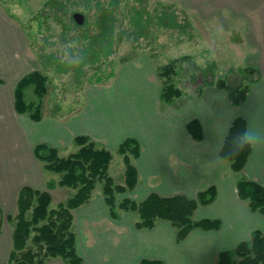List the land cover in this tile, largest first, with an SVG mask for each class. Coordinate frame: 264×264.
<instances>
[{
    "label": "crops",
    "instance_id": "crops-1",
    "mask_svg": "<svg viewBox=\"0 0 264 264\" xmlns=\"http://www.w3.org/2000/svg\"><path fill=\"white\" fill-rule=\"evenodd\" d=\"M160 1L175 4L199 24L208 40L200 51L207 54L205 61L223 69L234 65L260 71L261 78L251 84L242 104L232 106L226 92L212 85L210 79L194 83L188 78L181 85V96L163 102L156 69L162 65L159 61L164 53L147 51L119 63L111 78L87 85L84 93L77 87L82 94L68 106L52 109L58 101L47 87L41 118L33 120L15 110L14 89L24 75L42 67L25 31L0 2V210L4 215L16 213L17 195L23 186L48 190L51 206L73 194L72 188L57 184L60 175L37 160L33 146L44 143L55 147L60 156H67L78 149L74 142L78 135L89 137L112 153L126 138L137 141L139 152L130 157L137 170V183L130 190L116 193L117 201H140L151 193L196 198L211 186L216 189L210 203L197 205L193 218L217 219L219 227L194 229L177 241L176 230L167 221L140 229L135 226L134 212L118 209L113 218L102 187L97 189L95 185L91 198L73 210L75 247L84 264H141L143 260L216 264L219 252L248 241L253 231L264 234V215L251 211L236 191L241 176L264 186V147L251 149L240 173H234L218 152L235 117H242L246 125L252 118L264 125V0ZM193 60L197 64L195 57ZM28 87L23 92L25 102L36 99V95L25 96ZM46 97L48 106L44 108ZM191 120L201 126L199 140L187 131ZM120 158L118 172L122 178L116 184L124 182L125 164ZM113 160L114 156L108 170ZM49 183L52 187H47ZM11 248L12 224L4 221L0 263H7ZM43 264L63 261L55 257Z\"/></svg>",
    "mask_w": 264,
    "mask_h": 264
},
{
    "label": "trees",
    "instance_id": "trees-1",
    "mask_svg": "<svg viewBox=\"0 0 264 264\" xmlns=\"http://www.w3.org/2000/svg\"><path fill=\"white\" fill-rule=\"evenodd\" d=\"M51 8L55 16L65 17L69 22L61 34V42L65 43V48L59 54L56 51L39 50L42 70H34L24 75L14 89L15 110L28 114L33 120L41 118L42 99L47 93L46 72L50 70L57 73L71 72L73 79L76 78L73 81L76 88L84 77L90 82L101 83L114 75L116 64L111 55L115 54L119 42L125 41L134 45L142 39H148L154 28L174 29L185 35L189 34V24L181 21L180 9L169 2L152 11L147 7V0H107L106 4L101 0H55ZM76 12L84 16L83 23L78 24L75 21ZM67 28L71 32H76L72 40L68 39ZM69 45H72L70 51H78L85 57L84 63L79 67H70L61 62L65 51L69 50ZM186 60L191 61V56L181 55L157 67L156 73L160 81L159 96L163 102H171L182 95V87L173 82V77ZM102 65L108 66L103 67L104 70L107 69L105 73L98 72ZM90 68L96 72L89 74ZM241 71L243 72L241 79L238 77L237 82L231 84L221 77L214 79L213 76L209 80L212 85L226 92L232 106L242 104L251 84L261 78L260 71L254 68L246 67ZM188 79L194 83L201 79L207 80L201 70L197 74L191 73ZM27 86H33L36 95L34 101L25 102L23 98ZM196 88L199 91L200 85ZM245 126L246 122L242 117H235L227 131L228 140L241 132ZM186 128L193 139L199 140L202 137L201 126L197 120L189 121ZM74 142L78 149L67 156H60L55 147L44 143L33 146V154L37 160L43 163L46 169L60 175L57 184L70 187L74 192L65 201L51 206L48 190L23 186L17 195L16 213L4 215L0 210V233L4 221L12 224V248L7 263L0 264H43L55 257L60 258L63 264H84L75 247L73 210L91 198L97 182H102V193L110 215L113 218L117 217L118 209L134 212L137 215L135 222L137 228L149 229L159 220L167 221L176 230V240L181 241L194 229L207 230L219 227L217 219L193 218L198 204L205 205L214 199L216 189L213 186L200 191L196 198H189L183 194L162 196L151 193L140 201L129 198L117 201L116 193L130 190L137 183V170L130 160L131 156H137L139 152V145L135 139L126 138L116 148L125 164L123 184L114 183L108 174L112 151L97 146L85 135L76 136ZM226 148L227 144L225 150ZM250 153L251 149H245L235 156H225L222 152L220 156L229 163L234 173H240ZM52 185L53 183H49L47 187ZM236 191L238 197L247 203L251 211L264 215L263 185L241 176L237 179ZM141 264L163 263L157 260H143ZM216 264H264V234L253 231L248 241L240 242L232 250L219 252Z\"/></svg>",
    "mask_w": 264,
    "mask_h": 264
},
{
    "label": "rangeland",
    "instance_id": "rangeland-1",
    "mask_svg": "<svg viewBox=\"0 0 264 264\" xmlns=\"http://www.w3.org/2000/svg\"><path fill=\"white\" fill-rule=\"evenodd\" d=\"M54 1L55 0H0L5 11L12 15L25 31L31 45L38 55V58L39 50L45 52L56 51L59 54L65 48V43L61 42V34L64 33L69 22L65 17L61 18L55 16V13L53 12L54 10L51 8ZM106 1L107 0H101V2H105V4ZM165 3L167 2L160 0H147V7L152 11L156 7L165 5ZM178 9H180L181 21H186L189 24L188 35L174 29L161 30L154 28L151 30L148 39H142L134 45L125 41L119 42L115 54L111 55L113 62L116 64L115 66L137 54L147 51L150 53L151 51H162L164 55L159 61L160 64L167 63L173 58L184 54H193V56H191V61L193 62L190 60L184 61L182 63V68L178 69L177 73L174 75L173 82L177 85H183L185 79L189 78L191 73L197 74L200 70L203 77H206L207 79H210L212 75L214 76V79L217 77L225 78L230 84L237 82L236 79H238V77L241 79V74H243V72L237 66L233 65L228 69H223L217 63L213 64L210 62L208 63V60L205 61L207 54L200 53V51L204 47V42L208 41L207 38L202 32L199 24L191 21V18L187 16V12H185V10L179 7ZM67 32L68 39L70 40H72V38L76 35V32H71L68 28ZM198 43L202 46H197ZM209 46L211 47L210 43ZM206 49H208V47H206ZM194 57L198 61L197 64L193 60ZM211 57L212 56L210 55L209 59ZM103 67L108 68V66L102 65L98 71L99 73L101 71L102 73L107 71V69L104 70ZM94 72H96V70L93 68L88 70L89 74H93ZM46 73L48 75L47 87L49 93L58 101V103H54V105L51 106L54 110L58 108V105L68 106V103L76 100L77 97L81 96L82 92L84 93V89L87 85L97 84L95 82H90L88 78L86 79L84 77L82 78V83L78 85V87L80 86L79 88H83V91L79 93V88L74 87L73 81L74 79L76 80V78L74 77L73 79L72 75L69 77L67 75L68 73H57L53 70ZM25 96L35 97L33 86H29L27 88ZM46 101L47 97L43 103L44 108H47L48 106ZM113 156L114 160L111 163L108 174L113 177L114 183H118L120 182L119 178H122V175H119L118 172V170L122 167V161L120 158L121 156L116 152H113ZM96 187L97 189L102 187V182H97Z\"/></svg>",
    "mask_w": 264,
    "mask_h": 264
},
{
    "label": "clouds",
    "instance_id": "clouds-1",
    "mask_svg": "<svg viewBox=\"0 0 264 264\" xmlns=\"http://www.w3.org/2000/svg\"><path fill=\"white\" fill-rule=\"evenodd\" d=\"M71 48L72 45H69V50L65 51L61 62L66 63L70 67H79L84 63L85 57L78 51H70ZM67 75L70 77L72 73L69 72ZM225 144H227L226 150ZM258 147H264V125L252 118L241 132L232 136L230 141L228 140L227 131H225L222 141L218 146V152L224 153L225 156H235L245 149ZM217 157H219V154Z\"/></svg>",
    "mask_w": 264,
    "mask_h": 264
},
{
    "label": "water",
    "instance_id": "water-1",
    "mask_svg": "<svg viewBox=\"0 0 264 264\" xmlns=\"http://www.w3.org/2000/svg\"><path fill=\"white\" fill-rule=\"evenodd\" d=\"M74 19H75V21H76L78 24H81V23H83L84 16H83L81 13L76 12V13L74 14Z\"/></svg>",
    "mask_w": 264,
    "mask_h": 264
}]
</instances>
